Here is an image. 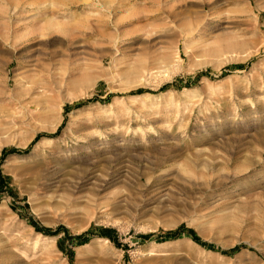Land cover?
<instances>
[{
  "label": "rangeland",
  "instance_id": "rangeland-1",
  "mask_svg": "<svg viewBox=\"0 0 264 264\" xmlns=\"http://www.w3.org/2000/svg\"><path fill=\"white\" fill-rule=\"evenodd\" d=\"M47 1L0 0V264H264V0Z\"/></svg>",
  "mask_w": 264,
  "mask_h": 264
},
{
  "label": "bare ground",
  "instance_id": "bare-ground-1",
  "mask_svg": "<svg viewBox=\"0 0 264 264\" xmlns=\"http://www.w3.org/2000/svg\"><path fill=\"white\" fill-rule=\"evenodd\" d=\"M14 3H15V5L17 4V2H18V0H12ZM47 1V0H46ZM63 1V0H62ZM64 1H66V0H64ZM112 1H115V0H112ZM111 1V2H112ZM47 2H49V1H47ZM54 2H57V1H55L54 0ZM80 2V1H79ZM110 2V1H109ZM116 2V1H115ZM43 3H45V1L43 2ZM53 3V2H52ZM59 3H61V2H59ZM27 4H32V2H28ZM81 4V3H80ZM60 5V4H59ZM63 5H64V3H63ZM66 5V4H65ZM31 6V5H30ZM48 6V5H47ZM49 7V6H48ZM57 7V6H56ZM55 7V8H56ZM61 7H62V5H61ZM43 8V7H42ZM42 8H40V10H42ZM53 8V7H52ZM57 9V8H56ZM44 12V14H45V11H43ZM43 12H42V14H43ZM55 18V17H54ZM49 20V22L48 23H46V26L44 27L45 29H47L48 27H55V26H58V24L59 23H57V21H55L53 18H49L48 19ZM42 30H43V28H42ZM230 46V45H229ZM228 46V47H229ZM234 46V45H233ZM231 47V46H230ZM164 61H167L166 59L164 60ZM142 72V71H141ZM141 72H140V77L142 76V74H141ZM144 76H145V74H143ZM89 85H91V84H89ZM38 105H40V104H38ZM39 109V108H38ZM44 112V111H43ZM47 140H51V139H47Z\"/></svg>",
  "mask_w": 264,
  "mask_h": 264
},
{
  "label": "trees",
  "instance_id": "trees-1",
  "mask_svg": "<svg viewBox=\"0 0 264 264\" xmlns=\"http://www.w3.org/2000/svg\"><path fill=\"white\" fill-rule=\"evenodd\" d=\"M10 151H13V152H14V151H16V150H15V149H11ZM53 233H55V232H53Z\"/></svg>",
  "mask_w": 264,
  "mask_h": 264
}]
</instances>
